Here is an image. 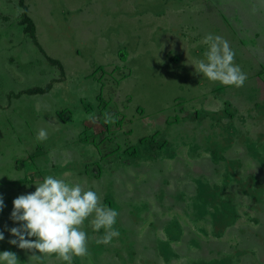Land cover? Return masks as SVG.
I'll list each match as a JSON object with an SVG mask.
<instances>
[{
    "label": "rangeland",
    "instance_id": "obj_1",
    "mask_svg": "<svg viewBox=\"0 0 264 264\" xmlns=\"http://www.w3.org/2000/svg\"><path fill=\"white\" fill-rule=\"evenodd\" d=\"M24 4L63 75L18 0H0V251L67 264L9 243L14 198L52 174L119 211L110 243L85 220L89 255L72 264H264V0ZM208 33L235 49L243 86L197 72Z\"/></svg>",
    "mask_w": 264,
    "mask_h": 264
},
{
    "label": "clouds",
    "instance_id": "obj_2",
    "mask_svg": "<svg viewBox=\"0 0 264 264\" xmlns=\"http://www.w3.org/2000/svg\"><path fill=\"white\" fill-rule=\"evenodd\" d=\"M204 42L208 45L204 53L206 59H198L197 72L212 82L243 86L247 73L235 63L236 51L230 42L214 33H208ZM47 138V129L41 128L37 139L44 141ZM35 185V191L14 198L10 218L19 223L8 228L12 234L9 243L32 251L30 257L35 261L43 262L46 257L55 255L58 260L72 264L75 256H88V233L82 225L89 217H92L97 232L105 229L102 242L110 243L120 235L115 227L118 209L103 204L94 189L85 190L80 183L52 174ZM4 207V198L0 194V211ZM4 239L5 232L0 230V241ZM0 264H20V260L16 252L3 250L0 251Z\"/></svg>",
    "mask_w": 264,
    "mask_h": 264
},
{
    "label": "trees",
    "instance_id": "obj_3",
    "mask_svg": "<svg viewBox=\"0 0 264 264\" xmlns=\"http://www.w3.org/2000/svg\"><path fill=\"white\" fill-rule=\"evenodd\" d=\"M18 5L21 8V14H20V21L19 23L24 28V32L28 35L30 41L32 44L39 50V52L46 58V60L53 66H56L60 70V75H63V67L60 64V62L56 59H52L49 56L46 55L40 44L37 42L36 35H35V26L31 20V18L27 14V6L24 4V0H18ZM51 84H48L44 88H32L27 89L24 91H20L18 93H9L10 97L13 98H19L21 95H36L40 94L43 95L50 91Z\"/></svg>",
    "mask_w": 264,
    "mask_h": 264
}]
</instances>
